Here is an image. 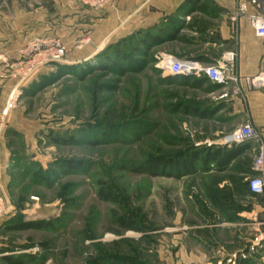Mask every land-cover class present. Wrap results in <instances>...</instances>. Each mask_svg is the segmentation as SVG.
<instances>
[{
  "label": "rangeland",
  "instance_id": "374dc122",
  "mask_svg": "<svg viewBox=\"0 0 264 264\" xmlns=\"http://www.w3.org/2000/svg\"><path fill=\"white\" fill-rule=\"evenodd\" d=\"M57 2L0 0V42L25 39L13 54L0 55V72L18 84L0 112V146L11 161L10 183L0 194V264H7L4 257L21 264H102L114 258L119 264H214L216 254L210 250L201 249L203 259L194 252L193 227L202 234L210 230L208 198L215 176L176 178L150 175L143 168L150 157L176 160L207 143L197 129L210 127L199 126L179 109L180 101L202 93L161 82L167 76L160 62L176 52L175 40L154 47L153 64L141 71L118 75L92 69L80 76L96 66L99 54L114 58L116 50L129 52L146 31L155 36L160 29L139 31L122 47L108 42L92 59L68 64L69 46L58 35L65 16ZM86 43L85 37L76 39L69 55ZM57 46L63 51L55 60L51 54ZM15 111L30 121L21 130L33 136L26 139L10 129ZM54 138L67 143L55 144ZM65 162L83 167L67 171ZM100 192L112 201L101 199ZM38 221L52 227L16 229ZM250 227L233 225L219 239L224 245ZM249 231L246 237L254 241ZM260 248L248 247L250 257H264Z\"/></svg>",
  "mask_w": 264,
  "mask_h": 264
},
{
  "label": "crops",
  "instance_id": "0c3cea01",
  "mask_svg": "<svg viewBox=\"0 0 264 264\" xmlns=\"http://www.w3.org/2000/svg\"><path fill=\"white\" fill-rule=\"evenodd\" d=\"M237 3L238 0H113L104 10L93 11L73 0H59V12L65 17L58 23L61 24L58 35L69 46L65 57L68 64L92 59L108 42H116L140 30L154 28L169 35L175 32L176 52L167 53L164 58L188 60L201 68L216 65L226 52H234L235 61L228 68L227 75L238 79L239 94L232 93V83L215 85L204 75L176 77L175 82L180 83V86L202 93L201 96H193L192 100L186 97L180 101L179 109L183 110L185 117L197 121L199 126L206 124L210 127L197 129L201 131L198 133L203 140L213 144L207 147L205 143L201 145L203 147H219L217 143L225 134L245 122L257 129L260 141L264 144V86L251 89L245 82V78L259 75L264 77V39L255 35L246 18H241L236 23L231 21ZM248 11L255 12L251 6H248ZM83 37L88 39L83 50L69 55L71 44ZM24 42V38L3 39L0 42V55L13 54ZM200 80H203L201 84L191 86ZM13 83L7 74L0 72V112L7 104L9 92L14 91L18 85ZM11 120L10 129L25 134L26 139L33 136L29 130L26 133L21 130V126L30 121L22 117L19 111L11 114ZM202 133L207 135L204 137ZM255 146V143H250L226 149L235 155L233 159L219 166L212 162L206 171L198 172L201 175L215 176L210 184L208 198L210 230H206L208 234H202L199 226L193 227L196 235L193 250L200 254L199 258H205L200 253L203 249L216 254L214 264H264V257H250L248 247L254 241L246 237L247 231L251 230L254 233L249 231L251 236L264 240V195L251 194L245 182L252 175L251 151ZM10 164V154L4 144H1L0 194L3 195L10 183ZM226 224L229 225L227 228ZM237 224L251 227L244 228L243 236L241 233H234L224 246L219 234L222 230L230 233L229 227ZM260 249L264 250V243H261ZM205 264H211V261Z\"/></svg>",
  "mask_w": 264,
  "mask_h": 264
},
{
  "label": "built area",
  "instance_id": "2783aa9c",
  "mask_svg": "<svg viewBox=\"0 0 264 264\" xmlns=\"http://www.w3.org/2000/svg\"><path fill=\"white\" fill-rule=\"evenodd\" d=\"M80 6L88 9L101 11L109 7L113 0H73ZM248 6L254 8V13H249ZM246 18L255 35L264 39V0H238L237 7L231 16V21L236 23L239 19ZM57 53L51 54L55 60L62 57L63 48L57 46ZM51 60V59H50ZM47 60V61H50ZM53 61V60H52ZM235 61L234 52H226L216 65L208 67H198L193 62L188 60H178L171 57L163 58L160 62L162 66V76L170 77H186L204 75L206 79L215 85L225 86L232 83L234 95L239 94L238 79L229 77L227 75L228 68ZM32 64L30 67L32 69ZM29 69L28 71H30ZM32 71V70H31ZM245 82L251 89H260L264 86V77L259 75L255 78H245ZM255 143L252 149V162L251 172L252 175L245 179L249 192L253 195H264V144L260 141V136L257 129L251 123L245 122L233 131L223 136L217 143V146L230 149L233 147ZM213 144L206 143L207 147ZM0 204V218L2 217L3 210ZM264 243L262 239H255L254 244L251 245L250 250L254 247L260 246Z\"/></svg>",
  "mask_w": 264,
  "mask_h": 264
},
{
  "label": "trees",
  "instance_id": "16d2710c",
  "mask_svg": "<svg viewBox=\"0 0 264 264\" xmlns=\"http://www.w3.org/2000/svg\"><path fill=\"white\" fill-rule=\"evenodd\" d=\"M166 27V26H165ZM151 30V29H147ZM143 32V30H140ZM155 36L149 34L150 31H146L145 38L136 39V47L130 46V51L127 52L125 50H116L114 51V58L105 55V53L99 54L96 59V66L94 68H90L87 70H81L80 76L88 71H92V69L97 71H110L112 73L123 75L126 73H135L142 70V67L148 63L149 65L153 64V60L150 57V52L154 47H157L165 42H169L174 40L175 32L172 34L162 33L163 30H158ZM162 31V32H161ZM139 32V31H138ZM139 32V33H141ZM144 33V32H143ZM137 32L127 38H123L122 40L115 43L114 48L122 47L129 40H132L137 37ZM99 63V64H98ZM59 71L66 70L64 68H58ZM67 71V70H66ZM176 77L167 76L161 80L162 83L169 84L175 81ZM203 80L194 82L191 86L195 87L198 84H201ZM183 112V111H182ZM53 143L55 144H63L65 145L67 142L63 138H54ZM74 143V142H73ZM96 144V143H94ZM234 154H230L226 151L224 147H216V148H206L203 147L201 150L193 149L191 154H180L176 160L167 161L162 157H150L144 163V170L147 174L150 175H167V176H175L176 178H181L187 175H198V172L206 171L208 165L212 162H216L217 165H223L227 161L234 158ZM83 164L81 162H65L62 166V169L75 172L82 169ZM169 170V171H168ZM46 180H49L46 178ZM215 194V191L212 192ZM101 199L105 201H112V199L105 195L103 192L99 193ZM52 227V223H46L44 221L38 222H29L24 225H20L16 229H43ZM3 260L7 264H21L17 259H12L9 257H4ZM110 262V263H109ZM108 262L107 260H103L102 264H119L117 258L111 259Z\"/></svg>",
  "mask_w": 264,
  "mask_h": 264
}]
</instances>
